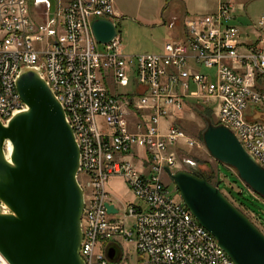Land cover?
Instances as JSON below:
<instances>
[{
  "label": "built area",
  "instance_id": "built-area-1",
  "mask_svg": "<svg viewBox=\"0 0 264 264\" xmlns=\"http://www.w3.org/2000/svg\"><path fill=\"white\" fill-rule=\"evenodd\" d=\"M214 1L213 11L185 17L182 39L167 40L157 52L124 55L118 33L101 44L91 31L97 19L115 24L113 0H0V115L7 121L25 109L16 80H10V70L18 75L23 67L39 70L67 107L79 148V255L85 264L119 260L127 241L139 255L137 264H235L216 248L177 189L162 180L166 168L176 167L170 149L196 141L175 125L162 129L160 122L190 100L215 104L217 125H231L264 168V15L251 20V38L235 22L244 5ZM108 80L129 89L112 94ZM113 176L122 177L137 200L122 203L118 219L120 206L111 203L106 188ZM106 203L117 211L108 213ZM110 247L117 249L113 260Z\"/></svg>",
  "mask_w": 264,
  "mask_h": 264
},
{
  "label": "water",
  "instance_id": "water-1",
  "mask_svg": "<svg viewBox=\"0 0 264 264\" xmlns=\"http://www.w3.org/2000/svg\"><path fill=\"white\" fill-rule=\"evenodd\" d=\"M91 31L101 44L117 34L105 19L93 21ZM15 86L25 109L0 120V253L10 264H85L79 255L84 203L73 131L39 70L23 67ZM202 137L214 159L234 168L264 198V168L227 127L210 124ZM165 171L185 206L235 264H264V234L223 195L220 180L213 184L185 170ZM106 209L117 211L111 203ZM116 254L108 249L111 260Z\"/></svg>",
  "mask_w": 264,
  "mask_h": 264
},
{
  "label": "rangeland",
  "instance_id": "rangeland-1",
  "mask_svg": "<svg viewBox=\"0 0 264 264\" xmlns=\"http://www.w3.org/2000/svg\"><path fill=\"white\" fill-rule=\"evenodd\" d=\"M185 1L186 5L180 0H113L116 14L114 22L121 39L122 53L137 55L159 51L172 37L169 22L174 15L180 19L185 9L190 15L204 12L205 7L210 4V0ZM243 14H248L255 21L264 15V0L250 1ZM238 25L243 32H248L251 38L254 37L250 27L240 23ZM173 32L176 34V29H173ZM107 87L112 94H124L129 89L118 86L111 80H108ZM214 106L215 104H203L194 100L186 101L181 110L171 113L166 120L160 122L162 129L169 124L175 125L187 137L196 141L193 147L181 141L170 149L176 160V167L173 170L181 169L207 177L213 184L220 180L219 189L223 195L264 234V198L254 193L238 177L234 168L214 159L204 145L202 137L204 130L210 124L217 125ZM259 109L262 111L260 107ZM162 180L173 191L175 188L173 180L166 175ZM131 198L129 192L123 198V203ZM119 206L120 211L114 216L115 219L124 215L122 206ZM129 228L133 229L132 224H129ZM120 251V259L110 261L108 264H137L139 255L131 242H121Z\"/></svg>",
  "mask_w": 264,
  "mask_h": 264
},
{
  "label": "crops",
  "instance_id": "crops-1",
  "mask_svg": "<svg viewBox=\"0 0 264 264\" xmlns=\"http://www.w3.org/2000/svg\"><path fill=\"white\" fill-rule=\"evenodd\" d=\"M180 1L184 5H186L185 0H180ZM249 2L250 1H247V0H238V7H242L244 5V7H243L244 9L243 8L238 9V11H237L238 17L235 20V22L238 24L239 23L243 24L246 27H250L251 30L253 31L252 26H251V20L252 19L248 16V14H243V12H245L246 6ZM214 8H215V1L210 0V4H208L205 7L204 12L194 13L193 15L209 13V12L213 11ZM175 16L176 15H174L169 22V27L171 29V35H172V37L170 39H173V38L174 39H182L184 36V19L186 16H191V15L185 9V12L182 13V17L180 19L175 17ZM173 29H176V31H177L176 34H174ZM177 33H180V34H177ZM161 49H162V47H161ZM106 188H107V192H108L109 199H110L111 203H113L116 206L122 205V203L124 201L123 198L125 197L126 194H128L130 192L125 181H124V179L120 176L110 177L107 181ZM131 195H132V193H131ZM127 201L137 202V200L134 199L133 195H132V198L127 200ZM116 252H117V249H116Z\"/></svg>",
  "mask_w": 264,
  "mask_h": 264
},
{
  "label": "bare ground",
  "instance_id": "bare-ground-1",
  "mask_svg": "<svg viewBox=\"0 0 264 264\" xmlns=\"http://www.w3.org/2000/svg\"><path fill=\"white\" fill-rule=\"evenodd\" d=\"M17 77V70H10V80H16ZM65 111V115L67 116V107H63ZM0 120L2 122H5V117L3 115H0ZM71 129L74 130V122H68ZM231 131V125H224ZM214 245L216 246L219 251H224L217 243V240L214 237ZM226 260H232L227 254H226ZM3 264H10L9 262H3Z\"/></svg>",
  "mask_w": 264,
  "mask_h": 264
},
{
  "label": "trees",
  "instance_id": "trees-1",
  "mask_svg": "<svg viewBox=\"0 0 264 264\" xmlns=\"http://www.w3.org/2000/svg\"><path fill=\"white\" fill-rule=\"evenodd\" d=\"M193 174H194V173H193ZM194 175L199 176V177H203V176L198 175V174H194ZM204 178H206V179L210 182V180H209L207 177H204ZM210 183H211V182H210Z\"/></svg>",
  "mask_w": 264,
  "mask_h": 264
}]
</instances>
